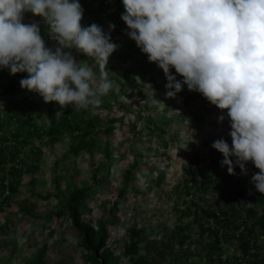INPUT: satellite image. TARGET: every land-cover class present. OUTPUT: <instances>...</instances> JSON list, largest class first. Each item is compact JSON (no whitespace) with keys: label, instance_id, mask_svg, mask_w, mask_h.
Masks as SVG:
<instances>
[{"label":"rangeland","instance_id":"374dc122","mask_svg":"<svg viewBox=\"0 0 264 264\" xmlns=\"http://www.w3.org/2000/svg\"><path fill=\"white\" fill-rule=\"evenodd\" d=\"M121 5L116 27L109 28L107 16L99 21L117 48L106 68L111 90L101 97L98 108L89 107L81 114L100 120L94 141L76 155L70 151L76 139L67 132L54 141L48 135L28 140L21 153H29L32 160L26 159L15 192L0 191V264H26L43 244L47 250L41 264H92L81 257L79 237L69 217L51 215L70 191L83 185L93 186L87 201L89 211L83 219L94 226L99 221L106 223L108 245L124 264H130L124 254L128 227L140 230V253L151 264H210V246L214 264L263 263L264 233L257 227L253 236L244 226L226 232L218 219L220 211L226 210L218 200V176L204 181L196 174L197 167L208 166L215 141L222 139L231 147L227 110L218 109L197 91L189 92L174 68L170 74L181 81L182 90L175 98H167L163 70L149 62L130 39V30L121 19L125 11L122 1ZM23 23H37L45 46L53 51L58 47L42 17L26 12ZM93 23L100 26L90 16L81 20L82 27ZM64 51L77 62L88 64L99 76V66L92 58L86 56L85 61L75 49ZM26 77L16 78L15 89L10 84L0 86V115L5 119L21 105L19 112L23 114L34 110L31 118L45 132L51 117L62 119L63 110L55 102L45 103L37 93L22 89L19 82ZM17 96L26 101L20 104ZM220 116L223 121L218 120ZM13 122L7 123V131L13 129ZM12 146L10 141L9 148ZM229 159L235 163L234 157ZM131 167L126 178L124 174ZM97 169V179H103L94 181ZM225 170L226 165L218 167L219 174ZM5 176V185L16 178L9 172ZM114 205L115 216L111 214ZM259 207L257 212L261 213ZM243 213L244 208L238 205L235 216L242 217ZM110 218L112 224L107 222ZM210 230H218L219 242ZM241 236L257 245L246 257L239 246Z\"/></svg>","mask_w":264,"mask_h":264},{"label":"clouds","instance_id":"9594fccd","mask_svg":"<svg viewBox=\"0 0 264 264\" xmlns=\"http://www.w3.org/2000/svg\"><path fill=\"white\" fill-rule=\"evenodd\" d=\"M121 19L128 35L163 70L166 97L175 98L182 83L212 105L227 110L231 147L217 140L222 166L234 175L251 162V178L264 194V0H122ZM42 17L58 44L45 46L37 23H23L24 13ZM78 0H0V67L27 73L20 87L60 109L98 108L112 88L106 70L117 45L95 23L82 27ZM115 25L110 24L109 28ZM75 49L99 66L77 62ZM170 68L183 77L178 81ZM223 121L224 117H218Z\"/></svg>","mask_w":264,"mask_h":264},{"label":"trees","instance_id":"16d2710c","mask_svg":"<svg viewBox=\"0 0 264 264\" xmlns=\"http://www.w3.org/2000/svg\"><path fill=\"white\" fill-rule=\"evenodd\" d=\"M121 1L122 0H78L83 9L82 19L86 16H90L93 22L97 21L100 24L101 28L103 27L99 21L105 16H107L112 25H115V27L117 26V14L122 10ZM47 28L49 27L47 26ZM78 54L81 56L82 60H88L84 54L80 52ZM26 74L27 73H17L12 75L8 68L0 67V86L10 84V86L15 89L17 88L14 84L16 78L20 76L25 77ZM17 97L20 104L26 101V98L23 96ZM21 107V105L15 106L12 112L7 113L5 119L0 115V189L2 192H4L5 186L8 189V193L15 192L22 173V167H25L26 159H28V157L30 158L29 153H21L28 140L48 135L50 140L54 141L60 134L67 132L76 139V142L70 147V151L77 155L81 150L91 147L94 141L93 133H95V128L100 121L93 116L86 117L81 115L85 109H77L69 105L63 109V117L61 120H57L54 116L51 117L50 126L45 132H41L40 130L42 128L37 127L34 120L31 118L34 114V110H32V113L29 115L27 113L23 114L19 112ZM78 113L80 114L79 116ZM36 115L39 116L38 110H36ZM11 120L14 121L13 124H15V126L12 130L7 131L6 125ZM107 130L110 131L111 127H108ZM10 141H13V146L11 148H9ZM106 157H110V153H106ZM30 160H32V157ZM34 161L35 159H33V162ZM222 161L223 154L215 149L207 163L208 166H199L196 172L204 181H211L213 175L218 176L220 189L218 200H220L226 208V210L220 211L221 215L218 217L220 225L223 226L226 232L230 233L236 232L241 226L246 228V233L252 234L253 236L254 229L257 227L260 232L264 233V194L256 191L254 184L251 183L252 176L258 173L259 170L256 169L251 162H247L245 165L246 171L242 172L240 167L233 163L234 175H229L227 170L219 174L218 167L222 165ZM8 162H11V164L6 169L5 165H7ZM99 169L94 171L92 176L94 181L103 179L102 176L98 179L96 177ZM132 169L133 167L125 172L124 176L126 178H129V173ZM6 171L11 175H16V178L9 180L7 185L4 184ZM92 187L93 186L83 185L70 191L65 202L51 215H54L55 218H60L61 216L69 217L73 230L79 237L77 244L80 248L81 257L86 262L92 264H124L122 261H119L118 257L114 255L113 250L108 245L109 231L106 227V223L99 221L98 224L94 226L83 219L84 213L89 211L87 201L93 192ZM198 188H200V186H198ZM238 205L244 208L242 217L240 216L241 214H238L237 217L235 216ZM257 206H260L259 209L261 213L257 212ZM115 210L116 205L111 209V214L113 216H115ZM239 218H242V221L238 222ZM107 222L112 224L114 221L110 218ZM210 232L214 234V240L219 242L218 230H215V232L210 230ZM124 240V254L127 256V260L130 264H151L147 257L140 253V230L128 227ZM239 246L242 256L246 257L250 254L251 249L255 248L257 245L250 244L248 240L241 236ZM46 250V245L43 244L39 248L36 257L26 264H41L42 257ZM208 250L212 251L209 263L214 264L213 247L210 246ZM256 264H264V262H257Z\"/></svg>","mask_w":264,"mask_h":264},{"label":"built area","instance_id":"2783aa9c","mask_svg":"<svg viewBox=\"0 0 264 264\" xmlns=\"http://www.w3.org/2000/svg\"><path fill=\"white\" fill-rule=\"evenodd\" d=\"M5 189H6V190H5ZM5 189H4V191H5V192H6V194H7V193H8V189H7V188H5ZM0 191H1V189H0ZM1 192H2V191H1Z\"/></svg>","mask_w":264,"mask_h":264}]
</instances>
